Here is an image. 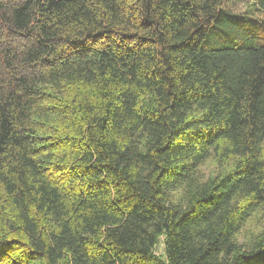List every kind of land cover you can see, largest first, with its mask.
<instances>
[{
    "label": "trees",
    "instance_id": "obj_1",
    "mask_svg": "<svg viewBox=\"0 0 264 264\" xmlns=\"http://www.w3.org/2000/svg\"><path fill=\"white\" fill-rule=\"evenodd\" d=\"M263 30L264 0H0V264H264Z\"/></svg>",
    "mask_w": 264,
    "mask_h": 264
},
{
    "label": "rangeland",
    "instance_id": "obj_2",
    "mask_svg": "<svg viewBox=\"0 0 264 264\" xmlns=\"http://www.w3.org/2000/svg\"><path fill=\"white\" fill-rule=\"evenodd\" d=\"M230 7H231L233 10H237V11H239V12L245 10V6H244V4H237V3L232 2V3H230ZM260 31H261V29H260ZM262 35L264 36V30H263V32H262ZM158 251H159V252H162V245H160V247L158 248Z\"/></svg>",
    "mask_w": 264,
    "mask_h": 264
}]
</instances>
